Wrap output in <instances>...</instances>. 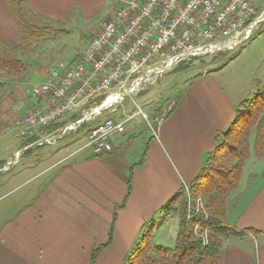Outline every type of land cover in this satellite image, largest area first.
Masks as SVG:
<instances>
[{
	"label": "crops",
	"instance_id": "1",
	"mask_svg": "<svg viewBox=\"0 0 264 264\" xmlns=\"http://www.w3.org/2000/svg\"><path fill=\"white\" fill-rule=\"evenodd\" d=\"M24 1L33 12L52 20L71 17L78 9L91 8L94 2L102 5L101 0ZM114 9L106 10L91 35L102 28ZM22 38L11 6L7 0H0V39L15 46ZM210 80L211 85L207 81L192 83L177 103L163 110L160 123L158 116L163 107L153 110L150 105L161 139L146 141L144 162L134 168L124 205L130 168L144 155L131 163L130 147L119 142L127 129L109 139L99 155L87 145L89 126L93 125L89 123L77 134L81 132L85 140L72 136L62 144L58 141L47 146L31 142L23 151L26 144L21 148L0 141V147L6 145L8 151L0 157V264H90L95 249L109 241L115 212L113 240L101 249L95 264H121L140 237L144 223L158 213L162 218L159 208L185 184L193 183L220 141L218 133L236 117L237 107L224 88ZM24 88L23 99L18 102L26 106L21 114H15L14 121L37 101ZM6 126L0 125V130ZM22 140L28 143V139ZM9 162V168L3 169ZM251 162L257 170L250 171V179L261 180L244 185L243 171L240 185L230 198L228 225L244 232L225 241L221 264H255V259L264 264V158ZM167 218L175 220L173 215ZM254 230L263 233L261 239Z\"/></svg>",
	"mask_w": 264,
	"mask_h": 264
},
{
	"label": "built area",
	"instance_id": "2",
	"mask_svg": "<svg viewBox=\"0 0 264 264\" xmlns=\"http://www.w3.org/2000/svg\"><path fill=\"white\" fill-rule=\"evenodd\" d=\"M118 2L102 28L77 49L72 64L59 62L47 69L44 79L27 83L25 93L37 101L16 118L20 138L36 136L32 145L54 143L67 131L94 121L87 145L99 155L109 139L126 130L127 121L139 114L149 118L141 108L126 117L121 112L126 97L140 93L182 63L235 49L264 21V0ZM75 113L81 115L79 124L70 119L65 128L42 132ZM185 187L191 196L189 185ZM191 206L188 213L194 208L200 212V203ZM201 227L198 224L197 235L205 240L207 231Z\"/></svg>",
	"mask_w": 264,
	"mask_h": 264
},
{
	"label": "rangeland",
	"instance_id": "3",
	"mask_svg": "<svg viewBox=\"0 0 264 264\" xmlns=\"http://www.w3.org/2000/svg\"><path fill=\"white\" fill-rule=\"evenodd\" d=\"M101 1L102 5L94 2L91 8L87 7L86 10L78 9L76 14H72L71 17L65 19H44L42 23L46 28L37 30L34 35H31L30 49L20 56L26 65L25 70L20 78L9 80L0 94V125H9L0 130V141L7 140L10 145H16V147L21 148L26 144L22 138L16 135V119L14 121L15 114H21L26 106H22L18 102L23 99L21 89L26 87L30 81L42 80L43 76L41 74L50 66L56 65L60 61L65 64H72L71 61L73 58L75 59L77 49L90 36H93L91 34L97 27L99 20L105 16L106 10L115 6V12L119 7L118 0ZM180 65H182L180 68L176 66L175 69L165 72L154 83L148 85L144 89L148 88L147 91H141L142 94L135 93L132 97H126L122 102L121 112L124 113L125 111L126 117V114L132 115L139 108L149 115V118L144 117L143 114L134 116L126 124L127 131L123 135L122 140L119 141L120 143L123 141L124 145L130 147L131 153L129 155L132 157L131 163L140 160L148 139L152 142L156 139H161L157 126L163 119V110L170 103H177L179 98L185 95L192 83L207 81V84L211 85L210 79H212L217 85H221L224 88L230 101L237 107V111L241 108L243 101L252 99L259 92L264 93V21L254 30L250 39L238 45L235 49L207 54ZM205 76H208V78ZM151 104L153 110H159L163 107L158 116L160 119L159 123L153 119L155 114L150 111ZM71 117L72 115L68 114L65 118L68 121L72 119ZM80 117L81 115L77 118L80 119ZM77 118L72 119L71 123L79 124ZM86 123L94 124V121ZM81 127L87 128L85 125L79 126L77 129L67 131L63 137L54 143H45L37 146H47L48 144H55L58 141L62 144L65 139L72 136L85 140L84 137H81V132L79 133L80 136H77L79 131L85 130ZM154 127H156L155 133L153 131ZM55 129L57 128L47 131L43 130L42 132H49ZM254 138L255 135L253 134L251 138L252 146ZM27 147L28 145L24 146L21 150H26ZM6 148V145L0 147V157L8 154ZM73 149H75L74 146L70 148L71 151ZM254 158L256 157L254 151H252L251 157L244 168V185L248 181L261 180L260 177L252 178V180L249 177L251 170H257V167L251 162ZM199 201H201L200 204L203 207H201L200 211H204L202 199L199 198L197 203ZM191 207L193 208V206ZM192 210L194 212L188 213V218L196 215L197 211ZM159 214L161 213L152 218L156 223L157 229L155 228V231H160H158L159 234L156 233V241H163V244L166 246H173L178 231L179 216L173 214L175 221L172 218H167L168 220H166L164 214L160 218ZM150 221L149 219L146 222L149 223ZM196 224L195 230L198 224L202 226L200 222ZM175 227L177 230L174 229ZM195 232L197 234L198 229Z\"/></svg>",
	"mask_w": 264,
	"mask_h": 264
},
{
	"label": "trees",
	"instance_id": "4",
	"mask_svg": "<svg viewBox=\"0 0 264 264\" xmlns=\"http://www.w3.org/2000/svg\"><path fill=\"white\" fill-rule=\"evenodd\" d=\"M7 3L20 23L23 38L15 46L0 39V94L9 80L20 78L25 70L26 65L20 56L30 49L31 35L46 28L42 23L44 18L33 12L24 0H7ZM241 105L231 125L218 133L217 138H220V141L207 156L193 183L189 185L191 196L187 194L184 185L159 208L165 216H179L175 244L166 246L155 240L156 223L151 218L149 223H144L142 236L133 244L121 264H221L225 241L244 232L228 225L230 198L240 185L252 151L256 158H264V93L259 92L252 99L243 101ZM77 117L78 113H75L71 118ZM67 122V119L61 120L44 130L63 127ZM82 125L89 126L86 122ZM253 134L255 138L252 146ZM36 138L30 137L26 145L34 142ZM145 154L146 151L140 162L130 168L128 192L122 205L130 195L134 168L144 162ZM199 198L203 201L204 211L188 218L189 205L195 207ZM116 217L117 212L113 215L109 241L95 249L90 264H95L101 249L112 242ZM199 222L202 224L201 230L207 231V241L195 232L196 223ZM253 233L257 239L262 238L261 231L254 230ZM255 264H258V259H255Z\"/></svg>",
	"mask_w": 264,
	"mask_h": 264
},
{
	"label": "bare ground",
	"instance_id": "5",
	"mask_svg": "<svg viewBox=\"0 0 264 264\" xmlns=\"http://www.w3.org/2000/svg\"><path fill=\"white\" fill-rule=\"evenodd\" d=\"M201 201H199V203H200ZM201 204H200V209H201ZM203 208V207H202ZM197 229H198V226H197V228H196V230L195 231H197ZM205 241H207V238H205ZM205 243V242H204Z\"/></svg>",
	"mask_w": 264,
	"mask_h": 264
}]
</instances>
